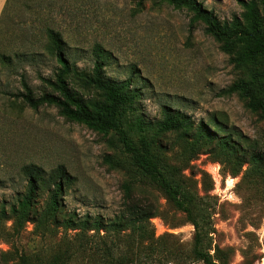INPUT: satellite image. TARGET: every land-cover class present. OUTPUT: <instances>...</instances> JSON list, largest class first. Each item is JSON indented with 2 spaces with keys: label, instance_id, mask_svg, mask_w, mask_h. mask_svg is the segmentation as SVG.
Returning <instances> with one entry per match:
<instances>
[{
  "label": "rangeland",
  "instance_id": "1",
  "mask_svg": "<svg viewBox=\"0 0 264 264\" xmlns=\"http://www.w3.org/2000/svg\"><path fill=\"white\" fill-rule=\"evenodd\" d=\"M137 1L19 0L9 9L0 24V204L8 207L18 199L26 188L22 167L36 163L46 172L63 165L75 177L64 197L72 211L113 219L125 207L122 184L128 173L105 160L106 155L120 156L119 148L87 126L66 120L56 107L33 109L15 96L23 89L22 74L37 94L43 89L39 75H53L56 62L45 50L48 26L63 33L69 56L80 69L93 66V46L100 43L109 52L108 77L125 80L134 72V85L140 89L138 114L147 122L158 121L162 107L170 105L195 123L214 125L218 118L224 126L264 144V118L251 112L237 94L222 95L241 73L205 32L204 24L191 28L187 10L162 0H144L142 5ZM200 1L221 20L243 10L239 0ZM32 51L42 56L30 61L18 56ZM3 55L10 57L9 64L4 65ZM173 139L166 157L182 162L180 143ZM227 168L203 152L183 174L199 191L204 186L201 172L209 174L210 193L218 200L215 239L229 248V264H264V201L242 181L243 172L233 176ZM133 195L155 202L161 214L152 218L156 235L175 234L180 246L173 251L187 253L194 226L184 214L154 187L137 184ZM12 225L11 219H0V259L2 252L11 251L13 264L18 253L39 250L58 239L36 234L31 222L18 235Z\"/></svg>",
  "mask_w": 264,
  "mask_h": 264
},
{
  "label": "trees",
  "instance_id": "2",
  "mask_svg": "<svg viewBox=\"0 0 264 264\" xmlns=\"http://www.w3.org/2000/svg\"><path fill=\"white\" fill-rule=\"evenodd\" d=\"M18 1L6 0L0 24ZM143 1L138 0L137 5ZM162 1L187 10L191 28L196 23L204 24L205 32L219 43L241 73L222 95L237 94L251 112L264 118V0H239L243 10L230 20H221L200 0ZM45 33L46 53L56 62L53 75H39L43 89L37 94L22 74L23 89L15 96L33 109L54 106L66 120L87 126L119 148L122 156L106 155L105 160L110 167L128 173L122 184L125 207L113 219L79 214L64 202L75 177L63 165L50 172L36 163L23 165L25 191L8 207L0 204V219H11L16 235L31 222L36 234L58 239L39 250L18 253L16 264H229V248L221 247L215 239L213 215L218 200L210 193L213 182L203 170L204 186L199 191L183 170L199 154L209 153L233 176L243 172L242 181L256 190L262 202L264 144L224 126L218 118H214V125L207 121L195 123L191 116L170 105L162 107L158 121L147 122L138 114L140 89L134 85V72L125 80L108 77L109 52L100 43L93 46V66L80 69L69 56L63 33L50 26ZM18 56L30 61L42 54L32 51ZM2 58L4 65L11 62L9 56ZM173 136V141L180 143L182 162H171L166 157ZM137 184L158 189L171 207L194 226L187 253L173 251L180 246L175 234L156 235L152 218L161 215L160 211L149 198L133 195ZM11 254L2 252L0 264H13L10 260L15 256Z\"/></svg>",
  "mask_w": 264,
  "mask_h": 264
},
{
  "label": "crops",
  "instance_id": "3",
  "mask_svg": "<svg viewBox=\"0 0 264 264\" xmlns=\"http://www.w3.org/2000/svg\"><path fill=\"white\" fill-rule=\"evenodd\" d=\"M5 3H6V0H0V16L2 14Z\"/></svg>",
  "mask_w": 264,
  "mask_h": 264
}]
</instances>
